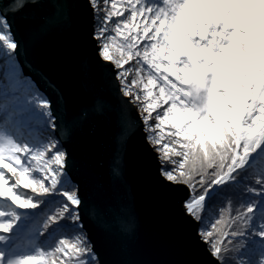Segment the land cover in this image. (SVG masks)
I'll use <instances>...</instances> for the list:
<instances>
[{"label":"snow or ice","instance_id":"6c2138e0","mask_svg":"<svg viewBox=\"0 0 264 264\" xmlns=\"http://www.w3.org/2000/svg\"><path fill=\"white\" fill-rule=\"evenodd\" d=\"M175 4L176 0H92L91 4L82 0L67 6L64 28L91 32L94 43L102 45L103 66L114 74L109 84L99 81L96 57L85 56L82 69L92 99L75 116L70 102L63 107L54 138L43 148L0 133V241L13 233L19 209L44 214L43 234L62 233L54 246L38 247L12 260L5 261L6 253L0 251V264H151L138 258L142 220L135 204L121 209L102 194L91 195L97 169L83 133L92 125L106 133L118 130L114 174L121 183L130 179L129 147L139 145L147 166L186 220L212 245L218 264H227L233 250L229 240H241L247 247L245 237L261 200L250 201L246 211L241 209L223 228L221 220L208 230L206 212L215 201L230 199L250 166L264 157V88L255 83L224 115L208 112L203 92L186 85L160 55L164 24L173 16ZM48 7L45 0H14L10 6L9 0H0V38L31 57L33 42L26 39L23 28L26 21L36 22L33 36L39 55L53 34L52 25L42 23ZM236 23L242 31L239 19ZM29 68L34 70L35 65ZM17 74L8 64L0 68V76ZM45 104L56 110L55 100ZM249 191L264 197V175ZM256 235L264 242V221ZM109 240L127 258H108L101 244Z\"/></svg>","mask_w":264,"mask_h":264},{"label":"water","instance_id":"95a60500","mask_svg":"<svg viewBox=\"0 0 264 264\" xmlns=\"http://www.w3.org/2000/svg\"><path fill=\"white\" fill-rule=\"evenodd\" d=\"M76 2L82 0H45L49 7L44 10L42 23L52 25L53 34L39 55L35 51L33 36L36 22L26 21L23 28L26 39L33 42V55L29 57L13 49L16 62L22 74L30 79L33 89L48 101H56L55 111L48 108L54 125L50 130L53 135L57 120L62 119L63 107L70 102L75 116L92 99L82 69L85 56L96 57V78L99 81L109 84L110 74H114V70L103 66L102 45L94 43L91 32L75 33L64 28L62 21L69 11L67 6ZM87 2L91 4L92 0ZM12 3L14 0H9V6ZM29 64L35 65L34 70ZM83 139L92 147L97 169L91 195L102 194L121 209L126 204H135L142 220L138 258L151 264H218L212 245L202 239L195 226L186 220L162 182L147 166L139 145L129 147L130 179L121 183L114 174L118 130L106 133L103 128L92 125L84 131ZM101 251L112 260L127 258L126 252L111 240L101 244Z\"/></svg>","mask_w":264,"mask_h":264},{"label":"clouds","instance_id":"9594fccd","mask_svg":"<svg viewBox=\"0 0 264 264\" xmlns=\"http://www.w3.org/2000/svg\"><path fill=\"white\" fill-rule=\"evenodd\" d=\"M243 15L264 16V0H176L174 14L164 24L161 57L186 85L203 92L208 112L217 115H224L255 83L264 88V48L257 34L239 31L236 21ZM217 45L228 53L227 67Z\"/></svg>","mask_w":264,"mask_h":264},{"label":"rangeland","instance_id":"374dc122","mask_svg":"<svg viewBox=\"0 0 264 264\" xmlns=\"http://www.w3.org/2000/svg\"><path fill=\"white\" fill-rule=\"evenodd\" d=\"M239 21H240V25L243 23L242 32H245V33L250 32V33L257 34L258 39L260 40L261 46H262V48H264V16H260L257 18V17L250 16V15H243L239 18ZM221 43L230 44L231 42L228 40H224ZM217 47H218V49L220 48L219 45H217ZM11 49H12L11 45L7 41L0 38V59L3 56H5V54H7V52H9ZM217 52L219 53L221 60L224 61V66L227 67L228 66V53L222 49L217 50ZM135 63L136 62L134 61L132 65H129V67L131 68L133 65H135ZM10 66L12 68L16 69L18 76L17 75H9L10 77L8 79H6L7 81H5V82H2L0 80V95H3L5 97H11L10 98L11 100H13V101L17 100L20 102V107H22L23 111H24V114H23L24 117H26L30 122H32L31 132L35 133L34 136L36 137L35 138L36 139L35 142L37 144L36 146H37V148H43L47 143H49L54 138V135L52 134V132H50V130H52L54 128L53 121H52V118L50 115V110H48V107L45 104V102L48 100L44 97L43 94L36 92V94H35L36 99L33 98V102H32V100H31L32 96L30 97L28 94H26V95L23 94V92L21 91L20 88L24 84L30 85L31 81L29 78H25L26 76H24L22 74L21 67H19V65H16V63H13ZM2 67H0V68H2ZM213 71H215V70H213ZM13 82L16 83L15 85H17V88L13 87L14 86ZM34 100H35V102H34ZM261 163H262V165H260ZM254 165H258L259 167L263 168L264 157H260L255 162ZM33 210H34L33 214H28V216L26 215L25 218L28 217L31 220L33 219V221H34L33 224L35 225V227H37L36 218H37L38 214L41 217L42 213L35 210V209H33ZM12 218L15 219V217H12ZM221 220L224 221V224L221 226L222 228L227 227L229 225L228 219L224 215V216L216 219V221L212 222V224H213L212 228H215L217 226V222H219ZM211 229H208V230H211ZM258 239H260V238L254 237L253 239H251V241H256ZM35 243L36 244L33 245V251L32 252H35L38 247H43L38 242V239L35 241ZM262 243H263V245H262ZM259 245H260V251H259L260 253L258 252L259 256L256 260L259 259V262H260L261 257L264 256V253L262 254V251H264V242L261 241V243H259ZM28 253H31V252L21 253V255H25ZM21 255H19V256H21Z\"/></svg>","mask_w":264,"mask_h":264},{"label":"trees","instance_id":"16d2710c","mask_svg":"<svg viewBox=\"0 0 264 264\" xmlns=\"http://www.w3.org/2000/svg\"><path fill=\"white\" fill-rule=\"evenodd\" d=\"M241 26L243 27V23L241 24ZM260 165H262V163ZM250 168H251L250 173L246 174V176L242 178V183L238 187L231 190L230 192L231 198L228 200L221 199L215 201L214 203L210 204L209 211L206 212L208 223L206 224L205 227L207 229H211L213 226L212 222L216 221V219L225 215L226 218L228 219V224H229V221L233 220L234 216H239L241 209L246 211V206L249 204L250 201L256 199L261 200V207L259 208L257 216L253 221L252 228L249 230L247 236L245 237L246 241L248 242L247 247L242 246L243 242L238 239L235 241L232 240L228 241V243L231 245L233 250L228 254L227 264H260L259 259L256 260V256H258L257 251H255L254 249L251 250V245L253 243L254 244L257 243V241H251V239H253L254 237H258L256 235V232L260 228L261 221H264V210H263L264 197H257V195L255 193L250 192L249 189L250 187L257 186L258 176L264 175V166L262 168L259 167L258 165H252L250 166ZM48 211L54 212L55 209L49 208ZM43 220H44V214H42L40 217L41 239H43V241L46 242L48 241V243H50V245L47 247L49 248L54 246L55 243H57L62 233L53 230L51 233L47 235L43 234L42 231ZM50 234H54L55 237L51 240H48V236Z\"/></svg>","mask_w":264,"mask_h":264},{"label":"bare ground","instance_id":"6f19581e","mask_svg":"<svg viewBox=\"0 0 264 264\" xmlns=\"http://www.w3.org/2000/svg\"><path fill=\"white\" fill-rule=\"evenodd\" d=\"M222 41H224V40H222ZM221 41V42H222ZM220 49V48H219ZM218 49V47H216V51L217 50H219ZM17 59V57L16 56H13V49H11L9 52H7V54H5V56H3L1 59H0V67H4L5 66V64H8V65H11V64H13V63H16V65H18V63L15 61ZM2 65V66H1ZM18 76V75H17ZM10 76L9 75H3V76H0V80L2 81V82H5V81H7L6 79H8ZM12 77V76H11ZM16 83L15 82H13V87L14 88H17V85H15ZM19 86V85H18ZM21 91L23 92V94H28L30 97H31V100H32V102H33V98L34 99H36V96H35V94H36V92H38L36 89H33V87H32V85L30 84H24L21 88ZM34 96V97H33ZM8 99H6L7 101H9V99L11 98V97H7ZM4 98H2L1 100H3ZM10 101H11V99H10ZM34 102H35V100H34ZM3 103V102H2ZM1 103V104H2ZM31 104V103H30ZM54 209V208H53ZM257 241V243H253L252 245H251V250L252 249H254L255 251H257V253L260 251V245H259V243H261V241H260V239H258V240H256ZM260 253V252H259ZM259 253L257 254L258 256H259ZM258 256H256V259L258 258Z\"/></svg>","mask_w":264,"mask_h":264}]
</instances>
